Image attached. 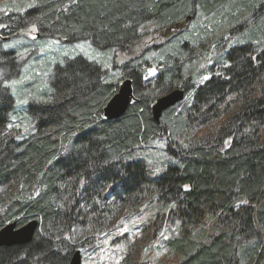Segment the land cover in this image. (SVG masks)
<instances>
[{"label": "trees", "instance_id": "16d2710c", "mask_svg": "<svg viewBox=\"0 0 264 264\" xmlns=\"http://www.w3.org/2000/svg\"><path fill=\"white\" fill-rule=\"evenodd\" d=\"M232 4L225 20L237 25L224 36L246 38L228 48L215 38L208 79L181 73L179 30L155 46L153 63L142 55L112 66L133 97L118 119L103 116L120 85L73 46L125 50L145 25L168 31ZM261 20L264 0H0V33L10 38L0 42V230L37 223L29 243L0 247V264H70L99 249L120 209L148 212L150 238L119 264H153L145 256L156 243L177 264H264ZM27 29L31 42L18 39ZM149 68L156 75L146 80ZM177 89L183 101L155 121L152 106ZM157 140L166 159L156 173L139 153Z\"/></svg>", "mask_w": 264, "mask_h": 264}, {"label": "rangeland", "instance_id": "374dc122", "mask_svg": "<svg viewBox=\"0 0 264 264\" xmlns=\"http://www.w3.org/2000/svg\"><path fill=\"white\" fill-rule=\"evenodd\" d=\"M244 1L252 8L259 0ZM231 7H237V5L232 4V6H227L212 18L201 17L188 19L184 21L181 26L168 31L162 30L163 28H160L155 24L145 25L139 31L141 34L139 39L125 50L100 54L94 52L90 46L80 43L81 45L78 44L73 46L74 49L72 50V53L82 52L83 55L87 56L89 59L101 63L105 69L111 71L109 74L111 80L116 81L120 85L124 80L120 78V74L117 71L111 70L112 66L120 67L125 62L142 55H144V59L149 63H153L157 59V53L153 51L157 50L155 46H158L164 40H170V37L177 33V31L184 30L185 33L183 32L180 37H177L178 39H181L180 45H186V54L184 59L178 60L181 67V73L189 74L192 77L194 75H199L200 73V78L197 80L204 81L206 80L205 77L209 76V68H212L213 72L218 69V66L214 64V60L218 57V49L214 43L215 38L219 36L224 37L223 43L226 44L224 48L235 46L245 41L246 36L242 37V35L232 37L231 39L228 38L227 40L224 36L231 26L236 27L237 25L234 20H225L228 17L227 13H234L233 10H231ZM259 27L261 28V35L259 39L261 45L264 46V20L260 21ZM207 35L210 38H208ZM35 37V31L33 29H27L24 32L19 33L18 39H22L24 42H26V40L31 42ZM175 40L176 38L171 40L170 43H173ZM247 41H249V38ZM0 42L10 43V38L3 36L0 33ZM50 43L53 44V46H60L59 41L53 40L47 45H50ZM175 45H172L171 47ZM61 53L62 56L69 55L67 51H63ZM54 54L59 55V52ZM52 55H44L50 60L47 63L52 62L51 60H53L54 57ZM41 57H43V54ZM155 71L156 70L154 68H149L146 72L145 79L148 80L154 77L156 75ZM33 73L34 72H32V74ZM197 80L196 82H198ZM16 87L17 86H15L14 89ZM15 91L17 92V89H15ZM164 146L165 143L163 140L153 141L150 144L151 149H148L143 153H139L145 161L147 160L149 168L156 173L160 170L159 168H161L162 162L166 159V156L161 152L163 151ZM132 159H135L134 155L132 156ZM148 217L149 213L143 212L142 210L139 212H132L120 209L116 212L115 221L112 226H110L112 231L102 234V240L98 244L99 249L93 253H80L81 264H119L122 260L123 253L126 252L128 247H131L136 243L147 244L150 237L148 236V233L144 235L142 234L143 229L141 224ZM163 234L169 238L173 236V233H170L169 231H164ZM150 249V252L147 253L145 257L154 261L153 264H177L179 260L178 257L166 249L162 243H156V245Z\"/></svg>", "mask_w": 264, "mask_h": 264}, {"label": "water", "instance_id": "95a60500", "mask_svg": "<svg viewBox=\"0 0 264 264\" xmlns=\"http://www.w3.org/2000/svg\"><path fill=\"white\" fill-rule=\"evenodd\" d=\"M132 82L124 80L116 94L108 101L103 109V116L108 120H114L121 117L127 110L132 100ZM185 93L183 90H174L159 98L152 106V116L155 121H159L161 114L183 101ZM37 223L32 221L20 228H16L15 223L6 225L0 230V247H10L29 243L33 238ZM70 264H81V254L75 252L70 260Z\"/></svg>", "mask_w": 264, "mask_h": 264}, {"label": "snow or ice", "instance_id": "6c2138e0", "mask_svg": "<svg viewBox=\"0 0 264 264\" xmlns=\"http://www.w3.org/2000/svg\"><path fill=\"white\" fill-rule=\"evenodd\" d=\"M33 30H35V29H33ZM205 79H208V77H205Z\"/></svg>", "mask_w": 264, "mask_h": 264}, {"label": "bare ground", "instance_id": "6f19581e", "mask_svg": "<svg viewBox=\"0 0 264 264\" xmlns=\"http://www.w3.org/2000/svg\"><path fill=\"white\" fill-rule=\"evenodd\" d=\"M221 6V5H220ZM211 10V9H210ZM215 10V9H214ZM50 74V73H49Z\"/></svg>", "mask_w": 264, "mask_h": 264}]
</instances>
